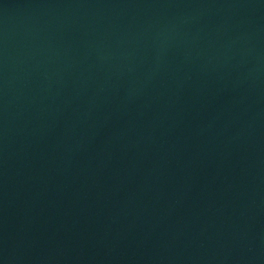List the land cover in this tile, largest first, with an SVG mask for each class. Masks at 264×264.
<instances>
[{"label":"water","instance_id":"95a60500","mask_svg":"<svg viewBox=\"0 0 264 264\" xmlns=\"http://www.w3.org/2000/svg\"><path fill=\"white\" fill-rule=\"evenodd\" d=\"M0 264H264V0H0Z\"/></svg>","mask_w":264,"mask_h":264}]
</instances>
